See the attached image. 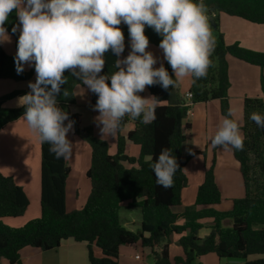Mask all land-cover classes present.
<instances>
[{"label": "trees", "instance_id": "trees-1", "mask_svg": "<svg viewBox=\"0 0 264 264\" xmlns=\"http://www.w3.org/2000/svg\"><path fill=\"white\" fill-rule=\"evenodd\" d=\"M199 3L200 0H195ZM213 16L215 49L210 59L207 76L196 79L191 76L190 104L181 97L176 87L168 90L159 84L147 86L151 96L158 100L155 120L143 123L142 117L133 119L125 116L118 129L116 153H110L109 144L96 137L92 127H81V115L74 113L76 105L75 89L83 84L66 71L67 84L61 86L57 96L58 107L69 113L75 121L74 133L80 135L91 148L90 168L87 178L91 192L86 205L73 212L67 211L66 186L71 174L67 160L56 159L50 154L48 143H41V217L31 220L20 228H12L2 222L4 218H19L29 206L24 190L11 177L0 172V261L22 264L20 251L33 247L48 252L57 250L64 241L88 244L91 264H119L120 248L126 245H140L151 250L155 264H200L198 260L215 254L220 260L240 261L244 264H264V128L258 127L250 119L253 112L264 116V78L261 79L262 97L245 98L243 101L244 137L242 151L233 148L236 161L243 176L245 196L240 199L224 200L216 177L217 148H212L213 159L205 164L204 179L199 186L194 205L176 210L182 205V192L188 185L184 168L183 145L187 141L192 126L187 122L193 105L219 101L221 114L227 116L230 110L228 57L264 69V52L245 49L239 44L228 45L220 31V15L241 18L257 25H264V0H203ZM215 9L212 11V9ZM19 25L16 11L10 14L5 24L7 33L15 39L17 47ZM125 41L130 39L127 25H119ZM149 45L159 47L162 36L153 28L145 26ZM118 57L109 50L105 53V66L101 75H111L116 71L114 62ZM154 67H156L154 65ZM164 67L174 79L168 62ZM0 80L15 82H35L34 71H16L15 57L0 46ZM195 80V83H193ZM110 83V81H109ZM67 89L69 97L63 96ZM12 92L0 97V131L8 124L23 116L25 107L8 108L5 103L19 95L29 93ZM92 104L98 96L91 92ZM233 119V116L230 117ZM134 128L126 136L122 135L127 124ZM131 142L140 148L139 157L126 154ZM173 149L179 165L170 188H163L156 182L151 165L156 162L160 150ZM205 156V152L194 151L191 157ZM228 210H221L225 203ZM124 209L136 211L141 221L137 231L127 228L121 217ZM211 221L209 234L201 238L200 232L205 222ZM183 250V256L170 258V245L174 238ZM161 248L160 251H157ZM95 249L100 251L96 255ZM260 256L258 259H251Z\"/></svg>", "mask_w": 264, "mask_h": 264}, {"label": "clouds", "instance_id": "clouds-1", "mask_svg": "<svg viewBox=\"0 0 264 264\" xmlns=\"http://www.w3.org/2000/svg\"><path fill=\"white\" fill-rule=\"evenodd\" d=\"M13 10L19 25L12 32L20 31L16 71L20 74L25 64L34 63L36 72L35 82L28 83L30 92L19 100L25 107L21 118L41 143L50 145L48 151L56 159L73 154L68 133L75 121L57 102L61 86L68 82L66 71L97 94V126L102 125V138H115L126 115L142 117L145 124L155 120L159 100L139 95L147 86L159 84L168 90L185 77L204 78L212 63L216 42L203 0H0V37L7 36L5 24ZM122 22L129 29L131 51L120 59L125 50ZM146 25L163 37L159 48L175 79L163 63L154 67L158 60L147 50ZM109 50L118 57L116 71L101 75ZM63 96L69 97L67 89ZM232 115L229 110L211 138L213 148L243 150L244 137ZM250 119L264 128L261 114L253 112ZM151 167L159 186L172 187L179 168L173 149L162 148Z\"/></svg>", "mask_w": 264, "mask_h": 264}, {"label": "crops", "instance_id": "crops-1", "mask_svg": "<svg viewBox=\"0 0 264 264\" xmlns=\"http://www.w3.org/2000/svg\"><path fill=\"white\" fill-rule=\"evenodd\" d=\"M209 19V17H208ZM120 25H126L123 22ZM220 31L228 45L239 44L241 47L256 52H264V25H257L245 21L241 18L231 17L226 14L220 15ZM214 34V32H212ZM0 46L10 55L16 56L17 47L12 35L0 37ZM148 51L157 57V68L161 63L165 65L163 51L154 45H149ZM131 51L130 39L125 41V50L119 57L125 58ZM229 79L231 86L229 88L230 110L240 127V133L243 136L241 128L243 126V101L245 98L262 97L261 79L264 78V69L240 61L232 56L228 57ZM34 63L25 64L27 71L32 70ZM34 78L36 72L34 68ZM32 81L15 82L12 80H0V97L9 93L18 91L23 92L28 88V83ZM191 87V76L185 77L178 83L176 88L181 97L189 93ZM142 97H151L145 89L139 93ZM22 95L5 103L8 108H17ZM76 105L72 107L74 113L81 115V127H92L96 137L105 140L110 146V153L115 154L117 134L114 137L105 136L102 138L100 125L97 126L95 118L100 115L94 110L92 104L91 91L86 85L78 86L75 89ZM224 117L221 114L220 102L211 101L208 103H199L193 105L188 113L187 122L191 124L192 130L187 141L183 145V160L186 165L184 168L188 178V185L182 192V207L177 212L182 211L184 207H192L195 202L199 186L204 179L205 164L213 159V150L211 138L215 135L218 127ZM134 128L133 123H129L122 131L126 136ZM68 139L73 143V154L67 162L71 166V174L66 186V205L67 211L73 212L82 209L89 198L91 184L87 178V172L91 162V148L82 139L80 135L70 131ZM230 149V150H229ZM222 147L217 151L216 177L224 200L240 199L245 196V187L243 176L239 169L233 153V148ZM194 151L205 152V156L198 155L191 157ZM126 154L130 157H139L140 148L129 142L126 147ZM191 158V159H189ZM0 172L11 177L14 182L20 186L29 199L23 216L19 218H4L2 222L12 228H20L31 220L41 217V142L21 118L15 122L6 125L0 131ZM230 203L225 202L220 209L228 210ZM122 214L125 224L134 225L132 218L124 209ZM131 211V210H130ZM136 212V211H135ZM140 221H137L139 225ZM211 221L205 222V228L200 232V237L204 238L209 234L208 227ZM139 228V227H138ZM133 231V229H130ZM179 237H175L170 245V258L173 261L175 257L183 256V250L178 243ZM158 251V250H157ZM96 255L100 256V251L95 249ZM22 264H91L88 254V244L85 242H75L68 239L62 245L53 251H42L38 248L25 247L20 251ZM260 256H253L251 259H258ZM153 261V254L150 249L143 248L140 245H126L120 248L119 264H150ZM200 264H244L231 260H220L215 254L207 255L198 260ZM0 264H9L5 259Z\"/></svg>", "mask_w": 264, "mask_h": 264}, {"label": "rangeland", "instance_id": "rangeland-1", "mask_svg": "<svg viewBox=\"0 0 264 264\" xmlns=\"http://www.w3.org/2000/svg\"><path fill=\"white\" fill-rule=\"evenodd\" d=\"M210 25V24H209ZM9 34V33H8ZM15 40V39H14ZM30 71H34V67L32 68V70H30ZM260 84H261V82H260ZM261 89H262V86H261ZM261 93H262V96H263V91H261ZM189 159H191V158H189ZM129 214H131V218H132V220L131 221H134L135 222V224L134 225H132V224H125L126 222L124 221V219H123V215L122 214H124V212H125V210H123L122 211V213H121V217H122V219H123V222H124V224H125V226L127 227V228H129V229H133V231H137V229H138V227H139V225H138V223H137V221H141V219H140V214L138 213V212H135V211H130V210H126ZM160 249L161 248H158L157 250L158 251H160ZM149 262H150V264H153V261L150 259L149 260ZM234 262H240V261H235L234 260Z\"/></svg>", "mask_w": 264, "mask_h": 264}, {"label": "built area", "instance_id": "built-area-1", "mask_svg": "<svg viewBox=\"0 0 264 264\" xmlns=\"http://www.w3.org/2000/svg\"><path fill=\"white\" fill-rule=\"evenodd\" d=\"M192 97H193V95L190 92L185 95L184 99L186 100L187 104H190Z\"/></svg>", "mask_w": 264, "mask_h": 264}, {"label": "water", "instance_id": "water-1", "mask_svg": "<svg viewBox=\"0 0 264 264\" xmlns=\"http://www.w3.org/2000/svg\"><path fill=\"white\" fill-rule=\"evenodd\" d=\"M213 10H215V9L213 8L212 11H213ZM209 24H210V26H211L212 28H214V29L216 28L213 16H210V17H209Z\"/></svg>", "mask_w": 264, "mask_h": 264}]
</instances>
